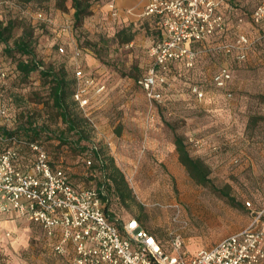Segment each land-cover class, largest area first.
Segmentation results:
<instances>
[{"label":"rangeland","instance_id":"rangeland-1","mask_svg":"<svg viewBox=\"0 0 264 264\" xmlns=\"http://www.w3.org/2000/svg\"><path fill=\"white\" fill-rule=\"evenodd\" d=\"M114 2L118 17L108 12L107 0H98L77 25L73 9L61 10L53 0H0V19L16 20V36L24 29L32 32L44 65H63L69 78H75L79 65L105 83L103 92L90 93L85 112L71 103L87 121L83 128L88 139L73 146L55 138L40 139L54 164L61 165L75 185L96 187L103 175L97 160L92 159L93 166L86 165L90 152L81 145L96 146L107 159L110 179L116 177L126 195L111 197L115 217L139 219L167 250H171V237L179 233L184 249L192 254L247 226L252 213L246 201L254 210L264 206V21H251L257 0H222L225 30L192 44L197 57L191 68L180 61L172 63L171 85L163 89L164 100L157 103L149 101L137 84L152 63L150 46L160 39L157 20L142 14L147 0ZM66 24L71 30L60 31ZM129 25L133 39L119 42L116 31ZM239 34L250 41L242 48L244 59L236 57ZM77 50L80 55L75 56ZM0 59L4 64L9 60L1 45ZM221 66L232 73L227 87L231 96L212 81ZM194 84L205 91L204 99L191 92ZM23 88L21 106L37 120H47L52 129L63 126L50 107L43 78L33 73ZM175 136L207 167L209 183L195 181L181 164ZM21 153L23 164L30 167L28 149ZM6 231L10 236L0 231V264H71L68 257L53 251L36 224L18 219Z\"/></svg>","mask_w":264,"mask_h":264},{"label":"built area","instance_id":"built-area-1","mask_svg":"<svg viewBox=\"0 0 264 264\" xmlns=\"http://www.w3.org/2000/svg\"><path fill=\"white\" fill-rule=\"evenodd\" d=\"M221 4L222 0H147L142 14L154 17L162 34L148 50L151 65L137 80L149 101L164 100L163 89L171 85L172 63L180 61L187 68L193 66L197 57L193 43L225 30ZM107 8L112 17L119 16L114 1ZM251 21L255 24L264 21V0H257ZM59 29L70 31L71 26L61 25ZM249 43L246 35H238L235 41L240 49L238 59L245 58L242 48ZM58 51L64 53L65 48L59 45ZM74 54L77 56L78 50ZM7 74L0 65V82L6 80ZM74 76L77 84L72 97L84 110L89 105L90 93L103 92L105 83L79 66ZM212 81L227 96L232 95L227 88L232 81L227 66L219 67ZM191 92L199 100L206 94L196 84L191 86ZM6 114V107L0 106V117ZM194 142L199 144L200 140ZM24 143L30 151V167L23 164L22 153L15 146L0 152V227L6 215L36 224L51 241L53 251L68 257L71 264H264V206L254 210L246 201L252 213L249 224L209 247L189 254L181 235L175 233L171 237V250L166 251L134 217L124 221L119 229L105 215L96 187L74 185L61 165L52 164L43 145L37 141ZM85 163L91 164L90 155L85 157ZM5 235L10 236V231H5Z\"/></svg>","mask_w":264,"mask_h":264},{"label":"trees","instance_id":"trees-1","mask_svg":"<svg viewBox=\"0 0 264 264\" xmlns=\"http://www.w3.org/2000/svg\"><path fill=\"white\" fill-rule=\"evenodd\" d=\"M53 1L56 7L61 10H65L66 8L73 9V20L75 24L78 25L85 17L91 14L93 2L98 0ZM113 1L114 0H107L106 5ZM17 27L18 24L13 18L6 21L0 19V45L2 46V52L9 58L7 62L5 61L6 64L3 63V59H0V65L8 73L6 80L0 82V106H5L7 109L6 116L0 117V152L10 145L15 146L20 152L23 148L27 150L28 148L24 143L27 141H37L43 145L40 141L42 137L47 139L55 138L59 143L65 145L73 146L80 144V142L88 139V135L83 128V123H87L86 119L78 110H73L71 108V103H73L80 111L82 110L72 97L76 89L77 79L69 78L63 65L59 67L44 65L43 61H41L36 54L32 32L24 29L16 36L15 31ZM115 36L119 42L128 43L133 39L134 32L131 30L130 25L123 26L116 31ZM161 36L162 34L160 31V38ZM54 44L58 49L59 43L55 41ZM78 53V55H80L79 51ZM83 70L86 73L91 72L84 68ZM33 73L47 82V95L48 100H50V107L55 110L56 118L63 124V126L58 129H52L47 120H37L30 109L21 106V101L24 98L22 97L24 94L23 86L28 82ZM12 105H14L15 108ZM85 109L82 111L85 112ZM174 145L179 161L186 168L189 175L199 183H209L210 180L207 177V167L200 159L190 155L180 136H175ZM87 146L88 145H81V149L90 152V154H88L91 157V164L89 167L93 166L92 159L97 160L99 171L103 175V179L98 182L96 188L103 201L104 213L109 220L119 227V229H122L124 221H119L117 217H115V214L111 212L110 200L112 196L124 199L126 195L116 181V177L112 175L110 179L109 173H107V159L102 156V153L96 146L90 149ZM51 161L52 164L55 165L52 159ZM111 180H113L115 187H113ZM72 183L75 185L73 181ZM130 217L132 216L128 218ZM137 220L141 223L139 219ZM141 226L145 228L142 223ZM145 229L148 230L147 228ZM148 231L155 236L164 250L170 251L164 248L163 243L155 233L150 230Z\"/></svg>","mask_w":264,"mask_h":264},{"label":"crops","instance_id":"crops-1","mask_svg":"<svg viewBox=\"0 0 264 264\" xmlns=\"http://www.w3.org/2000/svg\"><path fill=\"white\" fill-rule=\"evenodd\" d=\"M119 10V9H118ZM18 219H23V218H20L18 216H13V215H6L3 219V223L0 227V231L3 232L4 236L5 235V231L8 227V225H10L11 223H15ZM25 220V219H24ZM27 221V220H26ZM7 237V236H6Z\"/></svg>","mask_w":264,"mask_h":264}]
</instances>
